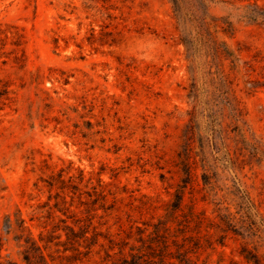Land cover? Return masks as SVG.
Segmentation results:
<instances>
[{
	"label": "rangeland",
	"instance_id": "374dc122",
	"mask_svg": "<svg viewBox=\"0 0 264 264\" xmlns=\"http://www.w3.org/2000/svg\"><path fill=\"white\" fill-rule=\"evenodd\" d=\"M210 13L232 22V31L219 30L217 38L226 40L239 58L222 56L212 67L198 60L196 100L190 95L191 62L170 0H0L4 263L28 264L25 247L15 238L18 229L9 234L4 229L7 214L15 219L21 213L38 239L41 232L48 239L56 222L65 224L61 217L73 225L69 215L88 213L89 192L96 197L95 189L105 190L109 204L115 199L111 192H117L114 208H99L94 219L97 225L109 220L113 232L120 224L129 229L164 215L179 189L185 191V208L194 203L216 217L220 205L238 209L240 187L264 213V0H213ZM209 69L228 76L232 92L212 95ZM228 95L237 99L246 121L247 143L238 144L243 158L238 168L226 153L227 145L236 148L234 137H239ZM195 106L200 111L195 151L201 152L197 135L214 138L211 127L224 129L213 151L219 159L210 160L218 172L213 187L204 183L200 156L192 180L184 181L188 170L180 153L186 151L189 112ZM59 170L66 178L74 175L72 184L80 188L69 214L50 207L59 188L50 190L42 180ZM60 232L65 239V231ZM245 242L254 244L249 236L232 235L226 246L202 250L200 262L252 264L239 252ZM100 248L89 257L63 259L65 246L55 240L48 242L46 253L51 264H112L105 250L97 252Z\"/></svg>",
	"mask_w": 264,
	"mask_h": 264
},
{
	"label": "trees",
	"instance_id": "16d2710c",
	"mask_svg": "<svg viewBox=\"0 0 264 264\" xmlns=\"http://www.w3.org/2000/svg\"><path fill=\"white\" fill-rule=\"evenodd\" d=\"M103 1L108 2L110 0ZM170 1L173 4L178 22L177 27L181 31V42L185 44L187 58L191 62L189 68L194 81L190 95L199 100V86L195 82L197 81L196 66L198 60L210 67L217 64L218 59L220 60L222 56L236 61L239 57L228 42L217 38V31L230 32L234 27L231 21L223 18L221 20L220 18L215 19L210 13V2L213 0ZM104 7L109 9L106 4H104ZM207 73L210 76L209 84L213 86L212 95L232 92V81L228 76L221 73V71L211 69ZM228 97L230 96L228 95ZM229 106L232 125L239 137H234L236 148L227 145L228 150L226 153L229 155L227 160L238 168L243 158L237 153V149L241 148L238 146L240 142L247 140L243 132V123H246V121L243 117V110L238 105L235 97H230ZM189 113L191 124L184 140L186 151L180 153L182 164L187 165L188 170V179H184V181L188 183L192 180L193 166L197 163L196 156H200L204 166L202 175L204 183L209 184L211 187L216 186L218 185V172H214L210 160L211 157L219 159L213 155V151L219 148L217 138L219 133H223L224 129L211 127V130H213L211 134H214V138L209 134L200 133L199 136L197 135L201 151L199 153L195 151V147L197 128L200 125L196 122L200 111L195 106ZM215 136L217 137L215 138ZM42 180L47 182L50 190L59 188L56 193L57 202L53 205L50 204V207L56 206L64 213L69 214L68 212L75 202V194L80 192L79 186L72 184L74 183V175L66 178L63 171L59 170L53 171L49 175V179L42 178ZM99 181L101 184L104 183L102 177L99 178ZM71 187H74V189L69 191ZM237 189L241 192L239 194L241 200L237 202L238 209L232 210L230 203L225 206L220 205L216 209L218 212L216 217L210 216L206 210H198L194 203L185 208V191L179 189L174 203L167 208L164 215H153L152 218L144 220L143 224L139 221L132 224L129 229L123 228V225L120 224L119 231L113 232V225L109 224V220L100 221L97 225L94 219L98 216L97 210L99 208H103L105 212L114 208L118 199L117 192H111L114 194L115 199L113 203L109 204L105 190L98 191L95 189L96 197H93L94 194L89 192L92 196V206L87 210L88 213L83 216L75 211L74 214L69 215L73 217V225L61 217L60 221H64L65 224L61 225L56 222L48 239H45L42 232L38 239L31 226L27 224L26 218L18 212L15 219H13L11 213L6 215L4 229L8 234L15 228L18 229L15 238L21 246L25 247L24 258L28 264H51L46 248L48 242L55 240L57 245L62 243L65 246L63 259L78 258L77 256L82 254L89 257L95 251V248L100 246L101 248L97 252L100 253L102 249L105 250V258L109 259L112 264H202L200 262L202 250L208 248L216 250L219 246H226L228 237L232 235L252 238L253 246L250 247L249 242H245L239 252L252 264H264V213L261 212L249 193L243 192L240 187ZM70 192H72L71 201L67 199ZM50 196H53V193ZM255 208H257V211H254ZM50 212L51 217L55 218V211L51 210ZM129 215L132 216L131 213ZM14 223L17 227L14 226ZM100 225H107V230H103ZM76 226H79V229ZM60 230L65 231L67 235L65 239L62 238L63 235ZM45 240L47 243H41ZM3 246L4 242L1 237L0 264H17L16 261L11 259L7 260L6 263L2 261L4 257ZM82 246L85 249H81ZM52 260H55V257H52Z\"/></svg>",
	"mask_w": 264,
	"mask_h": 264
}]
</instances>
